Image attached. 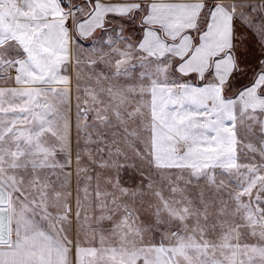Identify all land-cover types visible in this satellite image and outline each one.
Masks as SVG:
<instances>
[{
    "label": "snow or ice",
    "instance_id": "obj_1",
    "mask_svg": "<svg viewBox=\"0 0 264 264\" xmlns=\"http://www.w3.org/2000/svg\"><path fill=\"white\" fill-rule=\"evenodd\" d=\"M0 264H264V0H0Z\"/></svg>",
    "mask_w": 264,
    "mask_h": 264
}]
</instances>
